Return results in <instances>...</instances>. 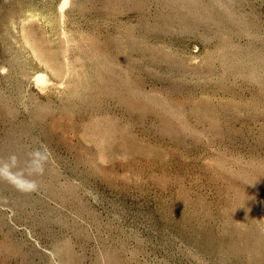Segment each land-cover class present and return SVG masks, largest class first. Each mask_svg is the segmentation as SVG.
<instances>
[{"label":"rangeland","instance_id":"374dc122","mask_svg":"<svg viewBox=\"0 0 264 264\" xmlns=\"http://www.w3.org/2000/svg\"><path fill=\"white\" fill-rule=\"evenodd\" d=\"M0 264H264V0H0Z\"/></svg>","mask_w":264,"mask_h":264},{"label":"clouds","instance_id":"9594fccd","mask_svg":"<svg viewBox=\"0 0 264 264\" xmlns=\"http://www.w3.org/2000/svg\"><path fill=\"white\" fill-rule=\"evenodd\" d=\"M34 187V186H33Z\"/></svg>","mask_w":264,"mask_h":264}]
</instances>
